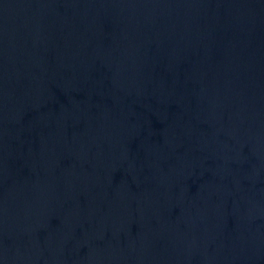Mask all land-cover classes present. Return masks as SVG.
Returning a JSON list of instances; mask_svg holds the SVG:
<instances>
[{
    "label": "water",
    "instance_id": "95a60500",
    "mask_svg": "<svg viewBox=\"0 0 264 264\" xmlns=\"http://www.w3.org/2000/svg\"><path fill=\"white\" fill-rule=\"evenodd\" d=\"M0 264H264V0H0Z\"/></svg>",
    "mask_w": 264,
    "mask_h": 264
}]
</instances>
